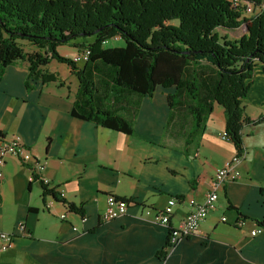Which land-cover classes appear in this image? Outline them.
Wrapping results in <instances>:
<instances>
[{
	"label": "crops",
	"instance_id": "obj_1",
	"mask_svg": "<svg viewBox=\"0 0 264 264\" xmlns=\"http://www.w3.org/2000/svg\"><path fill=\"white\" fill-rule=\"evenodd\" d=\"M47 66L44 71L55 82L28 79L22 60L6 67L0 77V131L19 136L35 158L46 162L41 172L49 180L46 186L82 207L84 217L44 195L40 177L31 180L19 159L6 158L0 167V231L15 238L11 249L0 251V264H264V227L257 223L264 221V120L257 122L264 116L262 70L256 68L242 100L251 123L242 126L237 178L216 187L215 210L160 259L170 230L205 199L216 170L237 154L222 139L223 108L213 102L192 132V102L184 94L168 101L174 87L157 86L146 96L113 88V72L96 63L92 78L101 108L132 124L127 135L72 117L78 79L65 64ZM188 68L185 78L198 83L201 104L212 102L215 68L206 61ZM109 197L130 200L127 213L102 221ZM169 198L175 199L173 206L167 205ZM162 210L171 214L168 226L154 219ZM238 220L244 225L238 227ZM20 223L25 236L17 230ZM257 227L261 232L250 236Z\"/></svg>",
	"mask_w": 264,
	"mask_h": 264
},
{
	"label": "trees",
	"instance_id": "obj_2",
	"mask_svg": "<svg viewBox=\"0 0 264 264\" xmlns=\"http://www.w3.org/2000/svg\"><path fill=\"white\" fill-rule=\"evenodd\" d=\"M89 38H93L90 43ZM111 39L124 45L105 47ZM22 43L34 50L25 52ZM64 44L79 52L90 51L84 67L56 52ZM52 59L66 64L78 79L72 117L127 135L133 133L125 118L101 108L92 78L94 65L99 63L113 72V88L146 96L157 86L174 87L175 94L169 95L168 101L184 94L192 102L188 107L195 123L192 132L216 102L223 108L226 141L241 153L242 126L251 123L242 100L256 68L264 72V11L246 16L232 8L229 0H0V77L6 67L22 60L28 65V79L55 82L56 77L44 71ZM200 61H206L217 73L210 103L201 104L198 83L185 78L189 65ZM26 85L31 87L28 81ZM261 120L264 116L257 122ZM41 184L44 195L84 217L82 207L66 203ZM257 223L264 227V221ZM169 247L166 244L158 253L160 259Z\"/></svg>",
	"mask_w": 264,
	"mask_h": 264
},
{
	"label": "built area",
	"instance_id": "obj_3",
	"mask_svg": "<svg viewBox=\"0 0 264 264\" xmlns=\"http://www.w3.org/2000/svg\"><path fill=\"white\" fill-rule=\"evenodd\" d=\"M230 6L234 9L240 10L246 16H257L264 11V1H260L255 3L254 0H229ZM87 54L89 52H78L76 56L72 59L74 63H77L81 59L85 62L87 59ZM223 140H228L225 133L222 135ZM243 151L241 153H237L233 155L225 165L215 172L214 178V187L206 194L205 199L196 204L193 209L189 212L188 215H185L184 218L179 222V224L170 230L169 235V245H175L178 241L183 238H188L194 232L198 231L200 223H202L206 217L215 210L216 201H218V195L216 192V187L220 186L225 180L235 179L238 174L233 172L235 171V166L241 160L243 156ZM14 157L19 159L25 166H27L31 171V180H35L37 177H40L41 183L46 185L48 183V179L41 177V172L43 171L46 162L35 158V156L28 150L26 145L21 141L19 136L11 135L5 136L0 131V167H2L6 163V158ZM1 176V173H0ZM175 204L174 198H169L167 200L168 206H173ZM128 203L124 200L114 199L113 197L107 198L106 209L104 213L101 214L100 219L102 221L113 220L124 213H127ZM150 212L148 211L147 214ZM170 212L167 210L157 211L154 214V219L157 223L168 226L169 225V217ZM61 219H64V214L60 215ZM225 221L224 218L221 219ZM238 227L244 225V221L238 220ZM24 224H18L17 230L18 232L24 231ZM261 232V228L257 227L253 231L250 232V236H255ZM14 235L2 233L0 231V251L5 252L13 247Z\"/></svg>",
	"mask_w": 264,
	"mask_h": 264
},
{
	"label": "rangeland",
	"instance_id": "obj_4",
	"mask_svg": "<svg viewBox=\"0 0 264 264\" xmlns=\"http://www.w3.org/2000/svg\"><path fill=\"white\" fill-rule=\"evenodd\" d=\"M264 1V0H263ZM241 31V30H240ZM242 33V32H241ZM239 34H237L238 36ZM93 41V38H89L87 39V42L90 43ZM74 42H78L77 40L74 41ZM124 45V42L123 41H120V42H116L115 39H111L110 41L107 42V44L105 45V47L109 48V47H114V48H117V47H122ZM22 48L24 49L25 52H31L34 50V47L28 45V44H23L22 43ZM77 49L75 47H73L72 45H68V44H64V45H60L57 47L56 49V52L60 55V56H63V57H66L68 59H70L69 57V54L71 53H74L76 52ZM83 51V50H82ZM80 51V52H82ZM72 60V59H71ZM51 64L48 65L47 67H49V69H53V68H58L60 66L61 63L55 61V60H51ZM84 61L83 59H81L80 61L77 62V66L78 67H82L84 66ZM66 65V64H65ZM67 66V65H66ZM188 70H190V68H188ZM114 198V197H113ZM115 199V198H114ZM129 204V203H128Z\"/></svg>",
	"mask_w": 264,
	"mask_h": 264
},
{
	"label": "bare ground",
	"instance_id": "obj_5",
	"mask_svg": "<svg viewBox=\"0 0 264 264\" xmlns=\"http://www.w3.org/2000/svg\"><path fill=\"white\" fill-rule=\"evenodd\" d=\"M83 51H84V52H89L87 49H86V50H83ZM89 55H90V54H87V59H88V56H89ZM19 233H21L23 236L27 235L25 229H24V231H21V232H19Z\"/></svg>",
	"mask_w": 264,
	"mask_h": 264
}]
</instances>
